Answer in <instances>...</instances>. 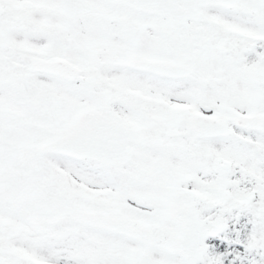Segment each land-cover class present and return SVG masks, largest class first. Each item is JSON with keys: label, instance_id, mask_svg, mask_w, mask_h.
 Masks as SVG:
<instances>
[{"label": "snow or ice", "instance_id": "1", "mask_svg": "<svg viewBox=\"0 0 264 264\" xmlns=\"http://www.w3.org/2000/svg\"><path fill=\"white\" fill-rule=\"evenodd\" d=\"M0 264H264V0H0Z\"/></svg>", "mask_w": 264, "mask_h": 264}]
</instances>
